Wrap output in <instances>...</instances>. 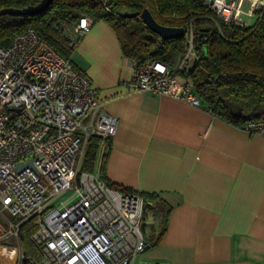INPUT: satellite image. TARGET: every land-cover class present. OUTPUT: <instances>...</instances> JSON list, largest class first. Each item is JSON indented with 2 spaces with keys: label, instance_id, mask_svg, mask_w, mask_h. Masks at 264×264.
Returning a JSON list of instances; mask_svg holds the SVG:
<instances>
[{
  "label": "built area",
  "instance_id": "2783aa9c",
  "mask_svg": "<svg viewBox=\"0 0 264 264\" xmlns=\"http://www.w3.org/2000/svg\"><path fill=\"white\" fill-rule=\"evenodd\" d=\"M198 1L218 28L251 26L264 16V0ZM92 21L82 13L63 28L74 47ZM182 27L184 53L178 66L131 61L130 85L134 91L200 106L192 85L178 72L189 58H198L197 39L206 37L198 35L192 21ZM118 121L102 109L89 77L34 29L0 45V264L133 263L146 246L143 197L109 185L98 168L80 167L90 136H111ZM242 129L264 135V119L249 120ZM27 219L36 254L21 252Z\"/></svg>",
  "mask_w": 264,
  "mask_h": 264
},
{
  "label": "crops",
  "instance_id": "0c3cea01",
  "mask_svg": "<svg viewBox=\"0 0 264 264\" xmlns=\"http://www.w3.org/2000/svg\"><path fill=\"white\" fill-rule=\"evenodd\" d=\"M118 118L104 162L112 182L154 192L132 264H264V135L168 95L134 91L132 62L104 20L71 56ZM159 241L151 237L161 227Z\"/></svg>",
  "mask_w": 264,
  "mask_h": 264
},
{
  "label": "trees",
  "instance_id": "16d2710c",
  "mask_svg": "<svg viewBox=\"0 0 264 264\" xmlns=\"http://www.w3.org/2000/svg\"><path fill=\"white\" fill-rule=\"evenodd\" d=\"M38 1L0 0V45L6 46L15 34L32 28L71 59L74 44L63 28L85 13L93 21L101 19L111 26L123 56L135 65L146 59L173 64L184 53L183 36L163 39L145 25L139 14H121L124 11L140 13L147 8L162 25L182 27L192 21L198 35L206 37L197 39L198 58L188 59L186 66L178 72L181 80L192 85L206 109L239 128L249 120L264 119V16L251 26L219 24V29L210 11L198 0H52L39 13L26 15L1 11L4 7H23ZM110 146V136H90L80 167L87 171L98 168L101 178L109 185L141 195L145 202L143 220L150 207L147 202L155 199L157 194L112 182L105 176L103 165ZM169 209L161 214V227L152 235L151 244L157 243L164 233ZM32 230L30 220H25L20 234L24 254H36L29 242ZM19 264L27 262L21 260Z\"/></svg>",
  "mask_w": 264,
  "mask_h": 264
},
{
  "label": "water",
  "instance_id": "95a60500",
  "mask_svg": "<svg viewBox=\"0 0 264 264\" xmlns=\"http://www.w3.org/2000/svg\"><path fill=\"white\" fill-rule=\"evenodd\" d=\"M52 0H39L35 4H29L23 7H4L1 9L2 12L11 13V14H34L43 11ZM123 16H135L138 15L141 17L145 25L150 28L152 31L156 32L161 38L169 39L177 36H182L184 34V28L180 26H166L158 23L154 17L152 16L151 12L144 8L140 11V13L134 12H121ZM205 50V48H203ZM23 164H19L17 166L18 169L21 168Z\"/></svg>",
  "mask_w": 264,
  "mask_h": 264
},
{
  "label": "rangeland",
  "instance_id": "374dc122",
  "mask_svg": "<svg viewBox=\"0 0 264 264\" xmlns=\"http://www.w3.org/2000/svg\"><path fill=\"white\" fill-rule=\"evenodd\" d=\"M190 60H191V58H189V61H190ZM179 61H180V57L177 58V59L174 61V63H173L174 67H177V66H178ZM77 159H78V158H77Z\"/></svg>",
  "mask_w": 264,
  "mask_h": 264
}]
</instances>
